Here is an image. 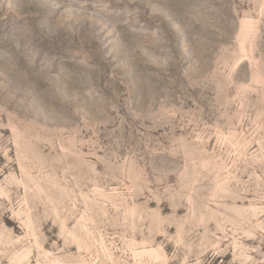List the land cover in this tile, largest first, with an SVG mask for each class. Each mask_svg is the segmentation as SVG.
<instances>
[{
    "label": "rangeland",
    "instance_id": "1",
    "mask_svg": "<svg viewBox=\"0 0 264 264\" xmlns=\"http://www.w3.org/2000/svg\"><path fill=\"white\" fill-rule=\"evenodd\" d=\"M0 264H264V0H0Z\"/></svg>",
    "mask_w": 264,
    "mask_h": 264
}]
</instances>
